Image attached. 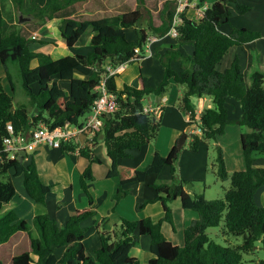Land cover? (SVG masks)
Instances as JSON below:
<instances>
[{"label":"trees","instance_id":"trees-1","mask_svg":"<svg viewBox=\"0 0 264 264\" xmlns=\"http://www.w3.org/2000/svg\"><path fill=\"white\" fill-rule=\"evenodd\" d=\"M10 1L15 10L11 19L4 6L0 7V62L10 89L5 90L0 78V244L8 241L15 232L25 231L31 247L30 251L14 255L12 264H30L34 261L31 254L36 255V264H140L139 259L131 255V250L142 235L150 238L148 264H244L242 253L252 250L257 240H262L264 248V205L255 199L264 186V167L254 165L256 156H264V64L254 56L250 69L244 73L235 56L228 68H218L229 48L260 37L258 31L243 27H233L228 34L219 29L232 15L230 2L240 13L249 11V5L237 0H215L198 20L182 13L177 43L161 55L154 53L164 69L161 81L156 86H146L140 76L138 85L124 84L118 89L115 74L108 75L109 69L141 58L143 52H134L135 47L142 48L150 36L161 37L167 33L176 0H152L150 4L147 0H136L135 8L124 7L118 14L99 18L76 14V4L81 0ZM160 1V11L153 13L148 9H156ZM24 17L30 19L31 27L21 21ZM156 17L158 22H155ZM53 18L59 20V35L68 47L89 30L92 33L91 50L86 54L53 58L49 53L31 49L35 41L31 38L32 32ZM127 28L134 29V40L126 37ZM182 42L194 45L192 55L185 56L177 49L178 43ZM175 61L180 63L179 71L172 68ZM10 63L18 67L28 98L26 103L16 105L13 102L15 86L8 67ZM104 78L107 91L116 95L117 109L102 115L100 130L82 146L75 141L60 145L63 152L77 149L79 155L88 160L79 179L88 206L73 211L63 224L46 213L36 215L33 222L37 235H33L27 221L7 207L15 195L12 177L22 175L26 194L39 203L45 201L53 186L41 180L33 159L25 163L17 158H7L2 150V139L8 134L7 124H11L14 132L24 133L39 122L49 128L80 125L100 95L98 87ZM56 79L68 81V94ZM171 83L183 89L177 108L197 129V132L189 133L188 150L196 152L201 142L216 140L230 123L248 129L240 134L242 169L229 173L223 152L217 146L215 174L221 180L230 181L222 199L208 200L203 194L187 191L186 185L194 180H187L178 173L183 145L179 148L177 143L166 155L155 151L143 169H136L131 174L118 165V160L131 156V150L141 149L155 140L161 120L144 111L145 103L150 95H164ZM194 96L211 98L213 106L197 112L191 102ZM227 97L239 103L240 119H228ZM98 142L104 144L111 161L106 176L116 179L112 192L115 203L127 194L129 184L143 182L147 175L159 173L164 167H169L171 179L170 183H153L157 194L153 200H159L164 208L162 218L144 217L138 221L121 218L112 229L99 232V247L91 253L84 245L87 229L83 222L94 213L95 202L88 183L93 179L91 164L100 162L92 150ZM175 199H179L182 208L198 214L183 229L182 245L169 241L161 228L164 221L172 223L168 202ZM148 202L150 199L138 202L136 208L141 209ZM222 218L228 233L241 236L240 245H220L207 235L206 230L217 226ZM57 248H62L59 257L55 254ZM258 264H264V261Z\"/></svg>","mask_w":264,"mask_h":264},{"label":"crops","instance_id":"crops-1","mask_svg":"<svg viewBox=\"0 0 264 264\" xmlns=\"http://www.w3.org/2000/svg\"><path fill=\"white\" fill-rule=\"evenodd\" d=\"M109 1L110 0H81L78 4H76V14L90 18L112 16L113 14L115 15L120 13L124 7L135 8L137 4L136 1L133 0L132 3H125L122 1L114 6V4L110 5ZM161 1L157 5L156 9H154V7H150L148 9L153 13H157L161 9ZM213 1L215 0H201L200 4L195 7L186 8L182 11V13L188 18L198 20L200 19L197 15L198 10L202 8L203 4L209 6ZM237 1L242 4L250 5L251 10L245 13H240L236 10L235 5L232 6L233 12L229 21L227 23H222L219 29L223 33L228 34L231 32L233 27H243L258 31L260 33V37L241 46H233L229 48L218 64V68L220 70L228 68L234 57L237 56L242 72L247 73L254 61V56L260 64H264L260 60V49L254 46L258 39L263 41L262 38H264V35L262 34V31H264V0ZM150 2H152V0H147V4H150ZM58 21L59 20L57 18H53L42 25V28L40 27L32 32L35 33L37 37L34 39L35 41L31 44L30 48L49 53L53 58H59L67 54L75 53L86 54L91 50L89 41L92 33L90 31L83 34L72 47H68L59 35ZM155 22H158L157 17L155 18ZM125 34L130 40H134L136 38L133 28L125 29ZM150 37L154 38L149 45L150 54L143 55L141 58L134 59L114 70L116 87L118 89H121L124 84L138 85L140 76L146 86H156L163 78V66L158 58L154 56V53L157 52L160 55L163 54L170 48V45L177 43V37H172L168 33L161 37ZM177 49L183 55L189 56L193 53L194 45L190 42H182L178 43ZM172 68L179 71L180 63L176 61L172 62ZM4 75V67L0 62V78L2 79ZM56 80L59 86L65 90L66 94H68V81L60 79ZM182 93L183 89L181 87L175 83H171L164 95L160 97L150 95V97H148L149 99L145 103V106L161 108V113L159 115L161 125L158 134L152 143H148L141 149L132 150L130 152L131 156L128 158L120 159V161H118V165L120 167L127 169L131 174L136 169H143L151 161L155 151H158L162 155H166L170 151L180 134L183 131H186L191 125L189 123L188 116L177 108V102ZM191 102L197 112H201L203 109L213 106L212 100L209 97L194 96L192 97ZM226 108L228 110L229 120H238L241 118V107L232 97H227ZM247 130L248 129H245V131ZM191 131L197 132L196 127H192ZM190 132L186 135L183 148L181 149L179 155L178 163L180 160L181 165L184 157L186 159H191L190 165L195 168L196 178H188V176L191 175L189 173H192L193 171L187 172V170L183 169V172L182 170L179 172L178 169V172L179 175L185 179L204 181L205 174L203 170L206 168L205 157L207 155L209 144L208 141L201 142L198 151L195 152L196 155H192L193 153L190 154V151L184 147L185 143L190 141ZM241 133H243V131L241 132V129L237 130V132L233 134L234 139L232 142V152L235 156L234 160L236 162V166L239 168L237 170L244 167L240 143ZM85 141L86 139L83 135H80L75 139V143H77L79 147L82 146ZM224 149V151H226V148ZM92 150L94 155L100 159L102 164L99 165L100 162L91 164L93 179L88 183V187L95 202L94 213L83 222V226L87 229L84 245L87 251L91 253L99 247V232L101 230L112 229L121 218L131 221H138L144 217H150L153 220H159L162 218L164 215V208L159 200H153L151 203H146L141 209H137L136 204L144 199H151L156 196V194L154 196L153 191L147 189L146 184H151L153 181H170L171 179L169 167H164L159 173H154L150 176L147 175L143 182L129 184L127 186V194L115 203L112 199L115 182L106 176V173L111 165V161L106 153L104 144L102 142H98L93 146ZM33 151V156L31 153L25 151L22 161L28 163L31 159H33L41 180L46 184L52 185V190L46 196L43 203L35 202L25 192L22 183V175L12 177L15 192H17L19 196V202L14 200V195L7 207L13 208L18 216L24 218L29 224L32 223L33 218L36 215L44 213H51L52 215L49 214L51 217H53L59 224H63L73 211L83 209L88 206L87 195L81 189L79 182L80 173L89 164L88 160L80 156L77 149L74 152H63L60 148H52L45 144H38ZM224 160L226 165V154L224 155ZM193 162H196V164L193 165ZM197 164H199V166ZM254 165L264 167V156H256L254 159ZM233 171L234 170L229 173ZM183 174H186V176H183ZM186 189L188 192L193 193L190 189ZM256 201L259 204L264 205V186L256 194ZM177 204H179L180 207L174 208L173 211L180 215L183 214V224L178 228V230H182L193 219L197 218L198 214L191 209L182 208L180 201ZM163 223L169 222L164 221L162 222V225ZM30 230L33 235H37L36 228L32 227ZM172 231L177 232V228ZM166 238L176 245L179 241H181L179 234L178 237H176V241L170 240L167 236ZM149 244V236L142 235L140 236L137 245L131 250V255L138 258L140 264H142L140 258L141 251L149 252L142 256L144 264H148V259L151 257ZM30 248V240L27 232H15L8 241L0 244V264H12V257L14 255L24 251H30ZM57 249H61L62 252V248ZM61 252L59 254L55 253L56 256L59 257ZM31 256L34 261L30 264H36V255L31 254Z\"/></svg>","mask_w":264,"mask_h":264},{"label":"rangeland","instance_id":"rangeland-1","mask_svg":"<svg viewBox=\"0 0 264 264\" xmlns=\"http://www.w3.org/2000/svg\"><path fill=\"white\" fill-rule=\"evenodd\" d=\"M122 1L125 3L126 2L132 3L133 0H110L109 4L110 5L114 4V6H115ZM134 1H136V0H134ZM1 5L4 6L5 13H6L7 17L11 19L15 15V10L13 9L11 1L10 0H1ZM232 6H234V3L230 2L229 8H230L231 12H233ZM250 8H251V6H250ZM250 10L251 9H249V11ZM111 12H112V10H111ZM111 12H109V13H111ZM21 21L25 22V24L29 27L32 26V23L30 22V19H28V17L21 18ZM43 29H44V27H43ZM88 32H89V30H88ZM85 33H87V32H85ZM262 34L264 35V31H262ZM36 37L34 39H36ZM262 39H263V41L261 39H258L254 46L258 47L260 49V51H259L260 52V58H261L260 60H261V62L264 63V38H262ZM8 67H9V71H10V74L12 77V81H13L14 86H15L14 91L12 93L13 102L16 105L21 104V103H26L28 101V98H27V96L24 93V90L22 88L21 79H20V75L18 72V67L15 63H10ZM1 80H2V84H3V87L5 88V90L10 91L7 80L5 78V75L3 76V78ZM240 129H241V132L242 131L244 132L245 129H247V128L243 125H239L236 123H230L226 126V130H225L223 135L218 136V138L216 140L208 141L209 146H208L207 155L205 157L206 168L203 170L204 174H205V180L204 181L194 180L192 182H189L186 185V188L193 191V193L203 194V196L208 200L222 199L223 198L225 190L228 189L230 186V181H229V179L221 180L215 174L214 162H215V157H216V152H217L216 149H217V146H219L221 148L223 154L225 153L227 155L226 166H227L228 172H230L232 170L239 169L236 166V162L234 160L235 156H234V153L232 152V150H233L232 142L234 139L233 134L236 133L237 130H240ZM153 141H151L150 143H152ZM187 146H188V142L185 143L184 147L187 148ZM224 148H226V151H224L225 150ZM33 150L34 149L29 148L26 151L28 153H31L33 156V153H34ZM190 154L196 155V153L193 151H190ZM118 161H120V160H118ZM94 163H97V162H94ZM190 163H191V159H189V158L186 159L184 157L182 159L181 165H180V160H179V163H178L179 164L178 165L179 172L181 170L183 172V169L187 170V172L193 171L192 173H189L191 175H189L188 178H196L195 177L196 176L195 168H193L190 165ZM101 164L102 163L100 162L99 165H101ZM195 164H196V162H193V165H195ZM199 164H197V165L199 166ZM150 175H153V174H149L148 176H150ZM183 176H186V174H183ZM110 179H112L116 183V179H114V178H110ZM187 180H193V179H187ZM155 182H160V181H155ZM155 182L153 181L152 183H155ZM165 182L170 183V181H165ZM152 183L146 184V187L150 191H153L154 196H155L156 191H155ZM153 199H154V197L151 198L150 202H148V203L153 202ZM255 199H256V197H255ZM14 200L19 202V196H18L17 192H15ZM142 201H146V199H144ZM177 203H179V199H175V200L168 202V205L170 206L172 211L174 208L180 207L179 204H177ZM49 214L52 215L51 213H49ZM171 224H172L173 228H172ZM182 224H183V214L180 215V214L173 211V222L170 224L169 223H163V225H161L163 234H164V232L166 234V235L164 234V236L165 237L167 236L172 241H176V237H178V234H179V238L181 239V241H179V243L177 245H182L183 244V229L178 230V228L180 227V225L182 226ZM28 225H29L30 229H32V227L36 228L35 223L33 221L30 224L28 223ZM176 228H177V232H173L172 230H175ZM206 233L210 237V239H212L213 241H215L216 243H218L220 245L237 246V245H240L242 243L241 236H233L227 232L225 225H224L223 218L217 226L208 228L206 230ZM60 252H61V249H56L55 253L59 254ZM147 253H149V252L148 251H141V255L138 254V255H140L142 264H144V259L142 256L144 254H147ZM242 260H243L244 264H258L259 262L264 261V248H263V244H262L261 239L257 240L254 243V247L252 250L242 253Z\"/></svg>","mask_w":264,"mask_h":264},{"label":"built area","instance_id":"built-area-1","mask_svg":"<svg viewBox=\"0 0 264 264\" xmlns=\"http://www.w3.org/2000/svg\"><path fill=\"white\" fill-rule=\"evenodd\" d=\"M176 8L171 20V25L167 31L172 37L178 36L177 27L180 23L182 11L188 7H195L201 3V0H176ZM208 6L204 5L197 12L199 18L203 16L204 11ZM35 33H32L31 38H35ZM154 38L148 37L142 48L135 47L134 52H143V55L150 54L149 45ZM139 58V57H138ZM137 58V59H138ZM115 69H109V74L114 73ZM107 77V76H105ZM105 78L101 80L99 85L100 95L94 101L91 111L85 117L80 125H64L49 128L45 123L39 122L28 132H14L11 124H7L8 134L2 139V150L7 158L16 159L20 150L34 149L38 144H45L52 148H60L62 142L75 141L80 135L85 136V139H90L97 131L100 130L103 119L102 115L112 112L117 109L116 95L107 91L104 85ZM144 111L151 113L156 118L161 113V108L144 107Z\"/></svg>","mask_w":264,"mask_h":264},{"label":"water","instance_id":"water-1","mask_svg":"<svg viewBox=\"0 0 264 264\" xmlns=\"http://www.w3.org/2000/svg\"><path fill=\"white\" fill-rule=\"evenodd\" d=\"M192 127H194L193 124H191L190 127H188V129H187L186 131H183V132L181 133V135L179 136V138L177 139L176 143H177V146H178L179 148L182 147V145H183V143H184V141H185V139H186V135H187L188 132L191 131ZM24 154H25V150H20L19 153H18V157H17V159H18L19 161H22V160H23V156H24Z\"/></svg>","mask_w":264,"mask_h":264}]
</instances>
